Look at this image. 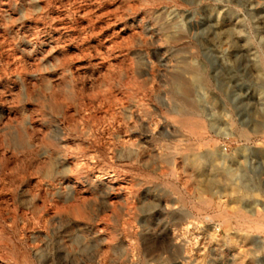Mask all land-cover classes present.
Segmentation results:
<instances>
[{"label": "rangeland", "instance_id": "obj_1", "mask_svg": "<svg viewBox=\"0 0 264 264\" xmlns=\"http://www.w3.org/2000/svg\"><path fill=\"white\" fill-rule=\"evenodd\" d=\"M0 264H264V0H0Z\"/></svg>", "mask_w": 264, "mask_h": 264}, {"label": "bare ground", "instance_id": "obj_2", "mask_svg": "<svg viewBox=\"0 0 264 264\" xmlns=\"http://www.w3.org/2000/svg\"><path fill=\"white\" fill-rule=\"evenodd\" d=\"M189 93V91H186L185 94L187 95Z\"/></svg>", "mask_w": 264, "mask_h": 264}]
</instances>
